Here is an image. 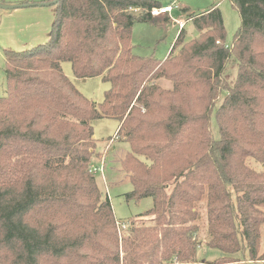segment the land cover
I'll list each match as a JSON object with an SVG mask.
<instances>
[{"label":"trees","instance_id":"obj_1","mask_svg":"<svg viewBox=\"0 0 264 264\" xmlns=\"http://www.w3.org/2000/svg\"><path fill=\"white\" fill-rule=\"evenodd\" d=\"M230 1L241 18L230 46L217 7L181 8L197 36L185 24L159 59L132 41L159 1L59 0L45 44L5 52L0 264H186L203 244L223 253L213 264H264V0ZM65 62L77 79L109 84L102 102ZM101 119L117 120L116 139L131 145L127 201L153 199L136 217L151 224L124 234L92 170Z\"/></svg>","mask_w":264,"mask_h":264},{"label":"rangeland","instance_id":"obj_2","mask_svg":"<svg viewBox=\"0 0 264 264\" xmlns=\"http://www.w3.org/2000/svg\"><path fill=\"white\" fill-rule=\"evenodd\" d=\"M48 0H0V98L7 95L5 66L7 50L16 51L6 46L5 26L13 20L11 14L17 9H5L4 7L18 5H32L47 3ZM163 5L178 4L179 9L175 10L168 18H159L151 22L143 23L136 21L133 28L134 52L141 55L154 54L159 59H165L170 54L181 26L176 20H185L186 16L181 8H189L190 12L202 13L213 7L220 9L227 32L226 43L230 46L233 42L236 32L241 26V18L238 10L232 5L230 0H155ZM19 10H24L19 8ZM13 12V13H12ZM21 12V11H20ZM139 16V12H135ZM186 24V23H185ZM184 24V25H185ZM185 28L188 32V38L197 36V31L191 23H187ZM63 71L75 84L76 88L89 100L102 102L105 91L109 89V84L104 83L101 78H92L86 82L77 79L72 70L71 63L62 64ZM236 70L232 77L236 76ZM82 82V83H81ZM161 84L169 88L171 84L167 81H161ZM223 97L221 98L222 101ZM120 123L115 119H101L93 123L95 138L98 140L97 151L99 158L95 160V166L99 169L103 166V171L95 173L97 184L104 197H109L116 219L119 221V229L122 234L136 223L137 225H150L151 218L137 219L136 217L147 212L153 207V199L145 198L140 201H127L125 195L133 190L128 174L122 167V161L128 153L131 152V145L116 139ZM112 138V140H110ZM201 215V233L200 238L206 240L207 215L204 207L200 210ZM262 248L264 252V226L261 230ZM223 257V253L216 249L206 248L203 244L198 251L196 263L186 264H213L217 259ZM178 264V263H176ZM233 264H261L259 262H249L246 258Z\"/></svg>","mask_w":264,"mask_h":264},{"label":"crops","instance_id":"obj_3","mask_svg":"<svg viewBox=\"0 0 264 264\" xmlns=\"http://www.w3.org/2000/svg\"><path fill=\"white\" fill-rule=\"evenodd\" d=\"M52 1L54 0H48L43 2ZM162 6L177 7L174 8L171 13L163 15L159 18H168L175 10L179 9L178 4L176 3L171 5L162 4ZM21 9L24 10L22 11L18 8L17 10L13 11L15 12V14H11L13 15V20L5 26L6 39L8 38L7 42H5L6 46L12 50L25 51L38 45L45 44L51 37L52 27L57 14V7L55 5L50 7H40L35 5ZM159 18H153V20ZM169 19L170 18H168V20ZM176 21L178 23H186L185 20ZM87 80L84 81L86 82Z\"/></svg>","mask_w":264,"mask_h":264},{"label":"built area","instance_id":"obj_4","mask_svg":"<svg viewBox=\"0 0 264 264\" xmlns=\"http://www.w3.org/2000/svg\"><path fill=\"white\" fill-rule=\"evenodd\" d=\"M176 7H177V6H165V7H161V8H154V9H152V10L150 11V14H151V16H152L153 18H159V17H161V16H163V15H166V14L171 13L172 10H173L174 8H176ZM134 12H137V10H134ZM179 25H180L181 27L184 26L183 23H179ZM103 166H104V164H102V165H101V168L99 169L97 166L94 165V166L92 167V170H93L94 173H97L99 170H100V171H103Z\"/></svg>","mask_w":264,"mask_h":264},{"label":"water","instance_id":"obj_5","mask_svg":"<svg viewBox=\"0 0 264 264\" xmlns=\"http://www.w3.org/2000/svg\"><path fill=\"white\" fill-rule=\"evenodd\" d=\"M59 0H54L52 2H47V3H41V4H32V5H18V6H11V7H4L5 9H18V8H27V7H31V6H40V7H50L53 5H56L58 3Z\"/></svg>","mask_w":264,"mask_h":264}]
</instances>
